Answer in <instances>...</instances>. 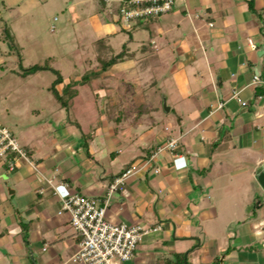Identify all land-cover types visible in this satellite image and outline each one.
<instances>
[{"label":"crops","instance_id":"0c3cea01","mask_svg":"<svg viewBox=\"0 0 264 264\" xmlns=\"http://www.w3.org/2000/svg\"><path fill=\"white\" fill-rule=\"evenodd\" d=\"M54 1L70 9L75 27L98 32L92 57L103 98L88 99L74 122L57 115L18 132L35 168L15 158L9 169L11 155L0 159V264H75L80 235L67 213L58 214L45 180L101 198L131 164L139 169L110 198L107 219L160 229L121 264H156L176 252L191 264H264V191L256 178L264 164V87L251 84L255 73L264 78V0L252 8L249 0H176L165 13L133 21L131 30L141 26L148 38L116 53L114 39L132 32L119 19L122 0ZM121 53L101 69V60ZM60 74L59 92L75 80L71 69ZM143 85L153 97L136 90ZM169 138L177 146L157 152Z\"/></svg>","mask_w":264,"mask_h":264},{"label":"rangeland","instance_id":"374dc122","mask_svg":"<svg viewBox=\"0 0 264 264\" xmlns=\"http://www.w3.org/2000/svg\"><path fill=\"white\" fill-rule=\"evenodd\" d=\"M55 2L0 0V123L11 130L17 141L18 132L22 131V128L47 118L54 121L57 115L65 118L68 114L74 122L76 114L85 108L88 99L92 101L97 98V103L100 104L103 98L97 91L100 79L99 74H95L94 67L98 64L94 63L92 57L93 53L98 51L97 47H92V42L99 37L98 32L88 27L85 30L81 25L75 27L73 21H68L70 9L63 11L66 5L59 1L54 5ZM132 24L133 21L125 30H131ZM138 27L131 30V33L121 32L114 39V43L118 44L114 53L121 50L123 43L133 50L134 43L139 42L142 37L144 40L148 38L146 30ZM129 34L132 39H129ZM124 52L127 55V52ZM117 56H123V53ZM106 60L109 58L104 59ZM122 61L127 63L128 60L124 57L120 60ZM35 64L43 65L47 69L24 74V68ZM111 67L112 65H109L106 70ZM51 69L63 74L69 69L73 71L75 80L67 89L73 93L71 96L68 92L64 95L65 98L70 97L67 98L66 107L57 102L49 88L56 76ZM81 76H84V79ZM136 90L153 97V91L145 85L137 86ZM78 91L79 95L75 97ZM97 103L95 104L98 105Z\"/></svg>","mask_w":264,"mask_h":264},{"label":"built area","instance_id":"2783aa9c","mask_svg":"<svg viewBox=\"0 0 264 264\" xmlns=\"http://www.w3.org/2000/svg\"><path fill=\"white\" fill-rule=\"evenodd\" d=\"M176 0H122L118 9L121 24L127 27L131 21L154 17L171 10ZM251 84L264 87V78L258 73L252 76ZM232 97L245 105L238 91L232 92ZM177 138H169L157 147V152L163 149H174ZM153 153L146 158L141 167L149 165L155 158ZM11 155L8 168L14 169V159L20 158L35 168L28 153L19 145L11 130L0 123V159ZM139 169L131 164L117 175L108 185L105 195L101 198L89 197L80 193H66L63 188L67 183L53 185L51 180L45 182L52 187L58 197L60 208L58 214L67 213L71 226L80 235L78 248L72 256L75 264H121L133 258L138 243L160 226H147L138 223L114 222L107 219L106 212L112 195L124 184L125 180ZM158 169H155L157 171Z\"/></svg>","mask_w":264,"mask_h":264},{"label":"trees","instance_id":"16d2710c","mask_svg":"<svg viewBox=\"0 0 264 264\" xmlns=\"http://www.w3.org/2000/svg\"><path fill=\"white\" fill-rule=\"evenodd\" d=\"M249 4H250V7L252 8V5H253L252 0H249ZM10 45H12V44H10ZM116 56L117 55L111 56L109 58V60H106V61L101 60L99 63V65L101 66V69L105 70V69H107V67L109 65H112L116 59ZM44 68L47 69V67H45L43 65L35 64V65L29 66L27 68H24L23 71H24V74H33V73H35L39 70H42ZM51 70L55 73L56 76L53 78L49 88L52 91L54 97L57 99V102H59L61 104V106L66 107L67 101H68L67 98H70V97L65 98L64 95L67 92L69 93L70 96L72 95L71 93H73V91L69 92V91H67V89L72 86L74 81L71 80L70 82H68L66 85H64L62 87L61 92H59L56 88V85L62 82L61 74L57 70H54V69H51ZM95 74H97V73L95 72ZM84 76H85V74H84ZM84 76H81V77L84 79ZM261 91H262V88H261ZM259 92H260V90H259ZM74 93H76V92H74ZM156 264H191V263L186 259V257L184 256V253L176 252L171 256L161 258ZM204 264H219V262H218V260H213L209 263H204Z\"/></svg>","mask_w":264,"mask_h":264},{"label":"water","instance_id":"95a60500","mask_svg":"<svg viewBox=\"0 0 264 264\" xmlns=\"http://www.w3.org/2000/svg\"><path fill=\"white\" fill-rule=\"evenodd\" d=\"M261 51L264 53V44L261 47ZM256 178L261 188L264 191V164L261 166L260 170L258 171Z\"/></svg>","mask_w":264,"mask_h":264}]
</instances>
